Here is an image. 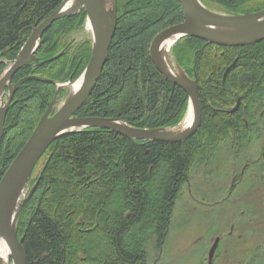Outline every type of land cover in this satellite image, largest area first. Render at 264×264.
I'll list each match as a JSON object with an SVG mask.
<instances>
[{
  "label": "trees",
  "instance_id": "obj_1",
  "mask_svg": "<svg viewBox=\"0 0 264 264\" xmlns=\"http://www.w3.org/2000/svg\"><path fill=\"white\" fill-rule=\"evenodd\" d=\"M61 1L0 0V74L31 27ZM200 1L227 14L264 8V0ZM85 16L81 10L54 21L41 36L37 60L20 68L11 82L30 75L74 80L90 55L89 39H71L83 28ZM182 21L177 0H117L107 61L76 115L119 118L138 128L177 125L187 108V94L155 69L149 45L158 32ZM171 52L186 74L197 79V130L184 141L162 142L92 127L53 141L31 173L28 189L38 183L16 223L26 264H148V243L154 239L157 248L163 245L192 167L217 160L225 143L240 149L252 140L259 111L264 110V40L235 48L185 36ZM54 94L53 84L36 79L14 92L0 144V177ZM63 95L60 90L58 97ZM238 98V108L230 113ZM20 115L26 118L20 121ZM259 238L244 264H264V231Z\"/></svg>",
  "mask_w": 264,
  "mask_h": 264
},
{
  "label": "water",
  "instance_id": "obj_2",
  "mask_svg": "<svg viewBox=\"0 0 264 264\" xmlns=\"http://www.w3.org/2000/svg\"><path fill=\"white\" fill-rule=\"evenodd\" d=\"M68 1L62 0L60 5L51 14L35 27H32L31 33L21 46L17 57L0 75V87L8 89V96L0 107L1 143L5 115L13 93L21 83L30 79H36L53 84L57 90L65 87V83H56L38 76H27L11 85L12 76L22 66L37 60L34 57V53L40 44V37L54 21L84 9L86 21L90 23L92 28V31L90 30L92 39L89 60L80 74V76L84 75L83 82L56 110H54L56 97L53 98L25 144L0 178V231L7 237L11 263L13 264H26V254L22 246V238L19 239L17 237L16 222L25 203L35 190L38 180L27 195L23 196V192L36 163L53 141L65 134L91 127L107 129L131 139L162 142L184 141L197 130L201 121V104L197 94V80L190 79L177 62L175 63V69L182 71L185 78L171 74L162 66L158 55V48L165 38L172 35H178L177 39L183 36H192L209 44L235 48L256 44L264 40V8L248 14L230 15L211 11L199 0H178L183 11L184 21L165 28L154 36L149 47V57L155 69L167 81L178 86L187 94L188 105L186 113L190 108L194 113L191 124L183 130L172 131V129L176 128L175 126L138 128L118 118L79 117L75 113L91 95L108 58L109 46L117 23V0H112L109 8L104 6L102 0H75L74 6L65 9ZM63 52L64 50L53 58L61 56ZM235 62L234 60L226 68L224 76ZM239 102L240 100L237 99L234 107L229 110L230 113L238 108ZM218 242L219 237H216L208 251L207 264H211Z\"/></svg>",
  "mask_w": 264,
  "mask_h": 264
},
{
  "label": "rangeland",
  "instance_id": "obj_3",
  "mask_svg": "<svg viewBox=\"0 0 264 264\" xmlns=\"http://www.w3.org/2000/svg\"><path fill=\"white\" fill-rule=\"evenodd\" d=\"M91 37L83 25L72 39ZM170 56L176 68L172 52ZM65 89L66 93L56 98L55 108L67 96L69 89ZM5 96L4 92V100ZM260 112L261 120L257 116L249 143L243 142L240 149L225 143L217 160L192 167L189 181L175 202L163 245L157 248L154 239L148 243V264H206L216 237L219 242L213 264H244L259 244L264 231V110ZM24 117L20 115L19 120Z\"/></svg>",
  "mask_w": 264,
  "mask_h": 264
},
{
  "label": "bare ground",
  "instance_id": "obj_4",
  "mask_svg": "<svg viewBox=\"0 0 264 264\" xmlns=\"http://www.w3.org/2000/svg\"><path fill=\"white\" fill-rule=\"evenodd\" d=\"M102 1L106 8H109L112 4V0H102ZM74 4H75V0H69L68 3L65 5V9H68L74 6ZM86 28L92 31V28L88 21L86 22ZM177 38H178V35H172V36L165 38L159 45L158 55H159L160 61L162 62V66L166 69V71L170 72L173 75L181 76L182 78H185L182 74L183 72L177 71L175 68H173L174 66H172V63H170V58H171L170 47ZM83 79H84V75L82 74L76 80L64 84L69 89L66 98H64L65 100L79 88V86L83 82ZM3 92L4 90L0 87V107L4 103L2 99ZM193 118H194V113H193V110L190 108L187 111L182 122L178 126H176V128L172 129V131H178L181 129L183 130L185 127L191 124V122L193 121ZM9 258H10V249L8 245V240H7L6 235L2 231H0V264H13V263H10Z\"/></svg>",
  "mask_w": 264,
  "mask_h": 264
},
{
  "label": "flooded vegetation",
  "instance_id": "obj_5",
  "mask_svg": "<svg viewBox=\"0 0 264 264\" xmlns=\"http://www.w3.org/2000/svg\"><path fill=\"white\" fill-rule=\"evenodd\" d=\"M71 39H72V37H71ZM14 95V94H13ZM206 262H207V260H206Z\"/></svg>",
  "mask_w": 264,
  "mask_h": 264
}]
</instances>
